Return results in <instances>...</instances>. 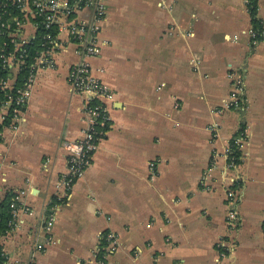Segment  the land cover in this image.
Instances as JSON below:
<instances>
[{"label": "crops", "instance_id": "1", "mask_svg": "<svg viewBox=\"0 0 264 264\" xmlns=\"http://www.w3.org/2000/svg\"><path fill=\"white\" fill-rule=\"evenodd\" d=\"M257 18L254 42L245 0H107L90 63L113 94L110 123L83 177L57 192L64 145L83 128V97L67 80L73 44L36 73L19 129L0 137V202L24 190L29 210L1 237L5 263L94 264L110 232L106 264H264V0Z\"/></svg>", "mask_w": 264, "mask_h": 264}, {"label": "built area", "instance_id": "2", "mask_svg": "<svg viewBox=\"0 0 264 264\" xmlns=\"http://www.w3.org/2000/svg\"><path fill=\"white\" fill-rule=\"evenodd\" d=\"M107 0H0V137L5 129L17 131L24 120L35 82L36 73L41 69H54L55 56L64 51L67 44L75 45L78 60L68 69L67 80L70 89L83 97V128L79 139L66 142V171L59 177L57 192L66 194L91 164L93 153L104 137L110 123L105 101L113 99V94L99 78L92 74L90 59L99 56V33L105 18ZM247 1V0H245ZM86 11L88 17L80 15ZM30 25L34 32L30 40H22L24 29ZM249 34L257 41V33L251 27ZM39 40V49L30 59L28 46ZM230 77H233L232 75ZM243 80L235 77L234 90L229 106L239 108L243 104ZM240 132L226 150L228 165L237 166L232 156V144L240 147ZM2 160L0 158V167ZM154 166L153 163L150 165ZM24 190L9 195L10 220L8 229L1 237L17 228L20 213L29 210L23 203ZM234 192L227 191L229 203L228 221L235 222ZM58 205L49 208L44 216L45 228L49 229L53 212ZM105 242L103 250L97 249L94 264H106L107 255L117 248V238L113 233L102 235ZM42 244L37 245L41 250ZM4 264H6L4 262Z\"/></svg>", "mask_w": 264, "mask_h": 264}, {"label": "trees", "instance_id": "3", "mask_svg": "<svg viewBox=\"0 0 264 264\" xmlns=\"http://www.w3.org/2000/svg\"><path fill=\"white\" fill-rule=\"evenodd\" d=\"M246 6L248 13L251 18V23L253 25L254 30L257 34L261 32V23L257 18V7H258V0H247ZM29 49V58L32 59L35 55L37 50L39 49V40H33L32 43L28 46ZM232 156H234L235 161L238 160V156L240 152L236 149V146L232 144ZM9 196L7 195L3 201L0 202V234H4L8 229V221L10 220V209H9ZM6 261L5 254L3 252L2 246L0 245V264H4Z\"/></svg>", "mask_w": 264, "mask_h": 264}]
</instances>
